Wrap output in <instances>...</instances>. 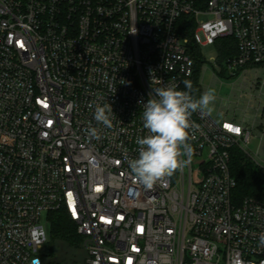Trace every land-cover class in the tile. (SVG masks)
<instances>
[{"label":"built area","instance_id":"obj_1","mask_svg":"<svg viewBox=\"0 0 264 264\" xmlns=\"http://www.w3.org/2000/svg\"><path fill=\"white\" fill-rule=\"evenodd\" d=\"M187 15L200 47L235 37L232 76L264 63V0H0V264H47L58 210L77 224L84 264H264V200L237 203L231 173L232 149L264 141V125L256 136L193 113L191 160L152 189L125 158L148 135L152 88L186 91L194 73ZM105 102L112 128L89 107Z\"/></svg>","mask_w":264,"mask_h":264},{"label":"clouds","instance_id":"obj_2","mask_svg":"<svg viewBox=\"0 0 264 264\" xmlns=\"http://www.w3.org/2000/svg\"><path fill=\"white\" fill-rule=\"evenodd\" d=\"M183 83L186 91L178 90L176 85L156 87L152 88L147 102H141L143 128L148 135L136 139L138 157L125 158L134 178L147 189L182 170L191 160L194 149L190 141L195 139L191 133L199 128L191 117L197 111L208 114L213 111L210 107L216 99L213 91L195 98L192 82L185 80ZM89 107L94 108L93 118L97 124L113 127L114 113L109 103H95ZM85 133L89 141L101 139L97 127L89 126ZM259 242L264 246V234L260 235ZM31 264L41 262L37 257Z\"/></svg>","mask_w":264,"mask_h":264},{"label":"trees","instance_id":"obj_3","mask_svg":"<svg viewBox=\"0 0 264 264\" xmlns=\"http://www.w3.org/2000/svg\"><path fill=\"white\" fill-rule=\"evenodd\" d=\"M178 27L181 35L190 39L189 52L195 59L194 73L190 77L185 78V80L192 82V95L195 98H199L202 95L199 76L204 58L200 46L193 40L196 23L190 15H187L180 19ZM215 44L219 49L218 62L220 65L226 64L229 58L238 53V45L234 36L220 37ZM262 171L263 169L257 166L243 149L239 147L232 149L231 173L237 182L233 195L237 203L242 202L245 197H255L264 200V175ZM50 220L49 243L51 253L49 258L46 256V263L65 264V262L73 261L72 259L76 255H74V252L72 255L68 254L70 250L80 251L84 263L85 253L82 249V236L78 233L77 224L68 217L65 210L53 212L50 215Z\"/></svg>","mask_w":264,"mask_h":264},{"label":"rangeland","instance_id":"obj_4","mask_svg":"<svg viewBox=\"0 0 264 264\" xmlns=\"http://www.w3.org/2000/svg\"><path fill=\"white\" fill-rule=\"evenodd\" d=\"M208 15H201L200 19H208ZM201 52L204 62L200 68L199 82L202 87V94L206 91H213L215 101L210 107L213 109L212 116L219 118L232 119L236 117H245V111L249 108L256 110V113L263 115L264 113V90L261 92L262 99L258 97V102L255 99L258 94L256 90L250 91L249 87L259 89L262 86L264 89V65L258 68L251 69L245 74L231 75L227 70L226 64L220 65L219 49L216 44L202 45ZM246 93V94H245ZM256 135V132L253 131ZM259 138H255L246 146L245 152L255 162V164L263 169L264 175V141L260 142ZM48 234L50 235V226L48 225ZM41 254L50 257V243L44 244L39 250ZM73 261L65 262V264H84L83 257L80 251L70 250L68 254H73ZM70 259V256H69Z\"/></svg>","mask_w":264,"mask_h":264},{"label":"crops","instance_id":"obj_5","mask_svg":"<svg viewBox=\"0 0 264 264\" xmlns=\"http://www.w3.org/2000/svg\"><path fill=\"white\" fill-rule=\"evenodd\" d=\"M250 91L252 90H256L258 91L257 94L258 96L255 99V102H258V97L260 99H262V96H261V92H263V88L262 86L259 87V89H254V88H251V86L249 87ZM254 92V91H252ZM246 94V93H245ZM263 100V99H262ZM233 119L239 121V122H242L244 123L246 126L250 127L252 129V132H256V136H259L262 131H263V125H264V113L263 115L261 114H258L256 113V110L253 109V108H249L248 110L245 111V117L241 116V117H234ZM260 141H259V145H260Z\"/></svg>","mask_w":264,"mask_h":264}]
</instances>
